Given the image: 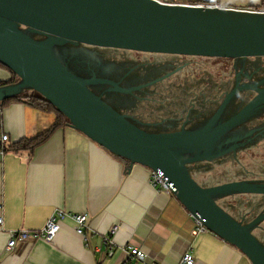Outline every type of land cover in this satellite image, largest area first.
I'll use <instances>...</instances> for the list:
<instances>
[{"label": "water", "instance_id": "1", "mask_svg": "<svg viewBox=\"0 0 264 264\" xmlns=\"http://www.w3.org/2000/svg\"><path fill=\"white\" fill-rule=\"evenodd\" d=\"M64 45L245 61L264 57V13L155 0H0V64L18 79L0 87V103L26 90L40 94L70 127L112 155L131 166L162 172L171 193L194 218L251 264H264V244L252 233L264 221V211L243 223L215 200L240 194L264 196V180L203 187L189 170L190 165L235 157L253 142L257 131H244L243 126L264 113V79L241 83L236 76L233 87L202 123L189 128L186 120L178 130L150 132L90 87L106 85L128 95L177 71L124 88L108 78L85 79L71 72L56 54ZM244 92L253 95L231 113L233 102Z\"/></svg>", "mask_w": 264, "mask_h": 264}, {"label": "crops", "instance_id": "2", "mask_svg": "<svg viewBox=\"0 0 264 264\" xmlns=\"http://www.w3.org/2000/svg\"><path fill=\"white\" fill-rule=\"evenodd\" d=\"M220 1L232 9H255L261 0ZM12 77L0 67V83ZM3 102L0 139H7L3 145L0 141V150L41 135L55 121L54 113L30 106L25 98ZM56 211L66 215L51 242L30 241L5 249L8 231H38ZM82 213L89 217L86 240L75 232L70 217ZM0 218V264H125L129 246L146 255L136 264H178L187 251L196 264H251L213 233L194 235V217L172 193L151 183L148 168L131 166L69 124L31 151L0 152ZM107 239L112 257L107 256Z\"/></svg>", "mask_w": 264, "mask_h": 264}, {"label": "rangeland", "instance_id": "3", "mask_svg": "<svg viewBox=\"0 0 264 264\" xmlns=\"http://www.w3.org/2000/svg\"><path fill=\"white\" fill-rule=\"evenodd\" d=\"M58 49L64 50V53L68 54L70 57L78 58L83 61L92 59V63L94 64L100 62L104 63V73L109 71V68L125 67L126 62L136 64L140 71V77L135 79L136 81L134 82L139 83L146 82L156 77L161 78L165 74L169 75L177 71L175 72L176 74L174 73L175 75L173 74L170 78L151 87L148 92L152 93V95L148 99L129 100V98L123 99L124 97L119 99L120 103L116 105L115 108L121 110L123 114L128 111H133L140 116L136 118L139 122H154L155 120L157 121L158 119L164 118H179V120H182L185 118V114H188V108L190 111L191 107L193 109L192 111L196 112L208 108L206 113L210 114L214 109L213 107L218 105L216 103L219 102L218 99L222 93L231 89L235 84V74L238 71H242L246 73V75L249 74V72L242 70L244 69L242 65H238L237 62L232 60L140 54L136 52H129L127 53V57H120L125 54L119 50L110 49L105 50L108 51V55L105 61H102L100 57H98V52H87L85 50H89V48L84 46L64 45ZM98 51L104 53V50ZM84 55L86 56L85 58ZM248 61L250 62L249 66L253 63L255 64L254 67L251 66V70L256 69L257 66H264V58H250ZM180 67H185V69L178 72ZM261 73H264V70L261 71ZM218 92L219 97L214 102L215 105L206 104L210 102L208 100L216 98ZM250 97V93L240 95L234 105H236L239 100H249ZM132 115L135 116L134 114ZM195 125L196 124H194V126ZM261 125L264 126L263 113L250 127L254 128ZM179 126L180 125H175L174 128ZM254 129L257 131L258 127ZM259 130L264 129L261 128ZM252 139L253 142L246 148L240 150L235 157L228 155L216 162L226 167L227 170H225L224 173L228 172L230 177L238 179H243L247 176L248 178L256 177L253 178L254 180H264V133L261 131L257 134L254 133ZM235 159H238L239 163ZM251 201L253 202V200ZM262 209H264V203L258 206V212ZM258 235L264 242V236Z\"/></svg>", "mask_w": 264, "mask_h": 264}, {"label": "flooded vegetation", "instance_id": "4", "mask_svg": "<svg viewBox=\"0 0 264 264\" xmlns=\"http://www.w3.org/2000/svg\"><path fill=\"white\" fill-rule=\"evenodd\" d=\"M73 46H84V45H73ZM84 47L89 48V50H85L87 52H91V51H93L95 53L98 52V57H100V59L102 61H105V59L107 58V55H108V51H105V50H110V49L88 47V46H84ZM98 50H104V53H102L101 51H98ZM112 51H114V50H112ZM121 52H123L125 55H121L120 57H127V53H129L128 51H121ZM56 54H57L58 58L60 59V61L64 65H66L67 68L71 72H73L74 74H76V75H78L80 77H83L85 79H90V78H92V76L101 77V78H108V79H111L113 81L120 82V85L122 87H124V88H130V87H136V86H139V85H145V84H148V83H150V82H152L154 80H157L156 78L159 79V77H156L154 79L148 80V81L143 82V83L134 82V81H136L135 79L140 77L139 76L140 75L139 74L140 71H139V68L136 66V64H133V63H127L126 62L125 67H123V68L117 67V68H113V69L109 68V71H106V73H104L105 70H104L103 66L105 64L102 63V62L94 64V63H92L93 60L90 59V58H87V59H90L89 61H83V60H80L78 58L70 57L68 54L64 53V50H60V49H58L56 51ZM85 57L86 56L84 55V58ZM262 58H264V57H262ZM240 65H242V67L244 68L242 70H245L246 72H249L248 75H246V73H244L242 71H238L235 74V79H236V76H239V78L241 79V83H252V82L264 79V73H261V71L264 70V66H257L256 69H252L251 70V66L254 67L255 64L253 63L251 66H249L250 62L248 60H246L245 62L241 61ZM249 76L251 77V80H248ZM170 77H168V78H170ZM253 77H255V78H253ZM164 80H166V79H164ZM162 81H160V82H158V83H156L154 85H151L149 87H143L141 90L132 92L131 94H128V95L117 93V92H115V90L112 87L106 86V85H100V84L92 85L90 88L96 94H98L103 100H105L113 108H115L116 105H118L120 103L119 99L123 98V97H124L123 99L129 98V100H135V99L145 100V99H148L152 95V93L148 92V90L151 87L161 83ZM227 91H225V92H227ZM225 92L222 93L220 98L223 96V94ZM243 94H249V92L241 93V94L238 95V97L240 95H243ZM251 95H253V94H251ZM139 96H141V97H139ZM218 97H219V95H218ZM238 97L235 99V101L238 99ZM235 101L233 102L234 104H235ZM246 101L247 100L243 99V100H239L236 105L233 104L231 106L230 112L232 113V112L236 111ZM206 104L210 105V103H208V102ZM233 106H235V107H233ZM115 109L117 111L123 113L121 110H119L117 108H115ZM207 109L200 110V111L196 112V111H192L193 109L191 107L190 111H189V108H188V114H185V116H184L185 118H183L182 120H179V118H177V119H165L164 118V119H158L157 121L155 120L154 122H147V121L143 122V121H141L143 124H145V125H142L141 127L146 129L147 131H150V132H164V131H170V130H174V129H179L180 126L186 120H189L190 122L188 123L187 127L191 128L192 126H194V124L198 125V124L202 123L203 120L209 115V113H206ZM132 114H134L135 116H133ZM124 115L129 116V118H131V119H133L135 121H138V119H136V118L140 117L137 114H135L133 111H130V112L128 111L127 113H124ZM136 115H137V117H136ZM258 117H260V115L257 116V117H254L250 122L246 123L243 126V130L244 131L255 130L254 128H257V127H258V130L261 129V128L264 129L263 125L256 126L254 128L250 127V126H252V123H254V121L258 119ZM159 120H161V121H159ZM178 122H179V124H178ZM175 125H180V126L174 128ZM258 130H257L256 134L259 131L264 133V130H259V131Z\"/></svg>", "mask_w": 264, "mask_h": 264}, {"label": "trees", "instance_id": "5", "mask_svg": "<svg viewBox=\"0 0 264 264\" xmlns=\"http://www.w3.org/2000/svg\"><path fill=\"white\" fill-rule=\"evenodd\" d=\"M212 0H195L193 4L195 3H202V2H210ZM219 60H227V59H219ZM0 67L6 69L3 65L0 64ZM186 67V66H185ZM185 67H182L183 69L179 70L182 71L185 69ZM178 71V72H179ZM18 81V79L13 76L12 79L8 83H0V87L5 86L7 84H14ZM216 93V92H215ZM219 95L216 94V98L208 100L210 102V105H215L214 102L217 100ZM22 98H25L26 102L39 110L45 111V112H52L55 114V121L51 128H49L47 131L42 133L41 135L33 138V139H26L21 140L17 143L11 144L10 146L4 147L3 152H19L21 150H33L35 147L42 144L45 140L49 138V136L59 127L65 126L69 124L68 119L59 111H57L48 101H46L40 94L31 91L29 94L21 93L18 96L9 98L5 100L2 104H8L9 102L13 101H19ZM220 99V98H219ZM218 99V101H219ZM218 104V102L216 103ZM217 107H213L214 109ZM238 163V159H235ZM218 161V160H217ZM210 163V165H206V163H199L189 166L190 174L193 177V179L201 186L203 187H210L214 185H219L225 182L229 181H236V180H254L253 178L256 177H250L247 176L243 179H238L235 177H230L228 175V172H225L226 167L223 165H220L219 163ZM216 203L229 215H231L234 219L238 221H242L243 223H248L251 219L259 215L264 211V209L260 210L258 212V206H260L262 203H264V196L260 195H229L224 197H218L215 199ZM253 200V202L251 201ZM253 235L264 244L263 240L259 237L258 234L264 236V221L259 224V226L252 231Z\"/></svg>", "mask_w": 264, "mask_h": 264}, {"label": "built area", "instance_id": "6", "mask_svg": "<svg viewBox=\"0 0 264 264\" xmlns=\"http://www.w3.org/2000/svg\"><path fill=\"white\" fill-rule=\"evenodd\" d=\"M162 4H176L173 0H155ZM185 5H191L195 7H201V8H208V9H225V10H242V11H252V12H258V13H264V0H261L259 5L255 9H232L226 7L220 0H212L210 2H202V3H195V4H185ZM143 54V53H140ZM7 137L2 136L0 141L1 145H3L6 142ZM4 146H1L0 152L3 151ZM150 172V179L151 183L157 187H159L162 191H165L167 193H171V185H166L165 179L163 177L162 172L159 170ZM66 214L62 211H56L47 221L45 226L38 230V231H28V230H13L8 231L7 234V243L5 246V249L7 251H11L14 249V247L17 244H23L28 243L30 241H45V242H51L54 237L57 235L60 229V221L64 218ZM71 219L74 221L75 226V232L82 236L85 240L87 239V235L84 233L89 217L87 214H73L70 215ZM195 219L196 223V229L193 232V234L197 233H208L210 232L198 219ZM2 224V219L0 218V227ZM117 227H114L112 229V233L116 231ZM211 233V232H210ZM214 234V233H213ZM215 235V234H214ZM217 236V235H215ZM108 246H107V256L112 257L113 255V248H112V242L111 240H106ZM125 253L127 255V261L125 264H136L137 262H143L146 258V255L143 251L138 249L134 246H129L125 249ZM150 264H159L157 261H153ZM178 264H196L195 259L191 255L190 251L185 252Z\"/></svg>", "mask_w": 264, "mask_h": 264}]
</instances>
